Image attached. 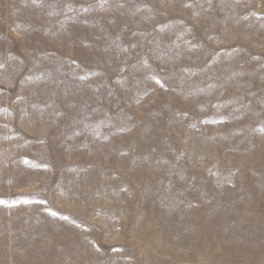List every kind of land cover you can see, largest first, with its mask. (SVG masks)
<instances>
[{
	"label": "rangeland",
	"instance_id": "1",
	"mask_svg": "<svg viewBox=\"0 0 264 264\" xmlns=\"http://www.w3.org/2000/svg\"><path fill=\"white\" fill-rule=\"evenodd\" d=\"M0 201V264H264V0H0Z\"/></svg>",
	"mask_w": 264,
	"mask_h": 264
},
{
	"label": "snow or ice",
	"instance_id": "2",
	"mask_svg": "<svg viewBox=\"0 0 264 264\" xmlns=\"http://www.w3.org/2000/svg\"><path fill=\"white\" fill-rule=\"evenodd\" d=\"M0 202H3V201H0Z\"/></svg>",
	"mask_w": 264,
	"mask_h": 264
},
{
	"label": "bare ground",
	"instance_id": "3",
	"mask_svg": "<svg viewBox=\"0 0 264 264\" xmlns=\"http://www.w3.org/2000/svg\"><path fill=\"white\" fill-rule=\"evenodd\" d=\"M144 28H146V27H144Z\"/></svg>",
	"mask_w": 264,
	"mask_h": 264
}]
</instances>
